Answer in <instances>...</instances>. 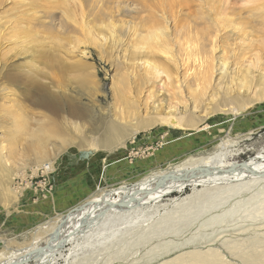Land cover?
Segmentation results:
<instances>
[{"label": "rangeland", "instance_id": "obj_1", "mask_svg": "<svg viewBox=\"0 0 264 264\" xmlns=\"http://www.w3.org/2000/svg\"><path fill=\"white\" fill-rule=\"evenodd\" d=\"M0 1V16L3 15L0 17V74L9 67L11 75L14 74L11 81H5L0 76V258L7 243L11 246L26 245L32 240L38 226L98 192L120 184H132L153 172L205 155L227 138L230 140L228 143L233 145L230 149L235 153L229 157L230 161L242 162L259 153L264 154V97L258 89L263 85L259 75H264V0L204 2V16H208L212 22L204 25L213 26L211 33L215 32L218 24L221 28L218 40H212L217 46L214 54L223 58L226 54L233 55L235 50L241 76L248 69L254 82L250 89L238 90L242 100L234 106L233 111L229 107H221L214 113L208 112L212 108L209 100L213 92H207L202 106L191 113L192 118H187L192 123L185 128H173L166 122L153 119L151 122L144 120L150 119L149 115H154L155 110L163 117L168 113L177 115L184 109L183 104H177V111L167 106L169 101L167 92L163 90V75L153 87H148L149 92L153 90L155 93L154 98H147L149 92L146 88L137 94L139 97H136L137 105L134 106L138 108L127 111L122 100H119L121 93L118 92V85L112 87L120 79L117 62L113 64L110 60L98 58L97 48L93 44L85 48L89 55L85 61L92 74L87 79L90 83L83 78L80 81L78 77V80L70 78V83L68 81L58 86L50 81L51 74L35 75L36 67H42L49 73L51 69L31 60L29 54L19 53L21 40L30 44L33 38L25 36L20 39V35L17 34V37L11 32V26L16 28L22 24L14 23L18 8H24L31 16L41 18L43 23L47 24L50 19L40 8L16 7V4H28L32 0ZM94 1L101 3L100 0ZM116 1L110 0L109 5L104 4L107 10H111L106 12L118 18L122 6L130 10L137 7L131 0H123L124 3L117 1L121 5ZM114 2L120 6L116 4L117 9L108 8ZM10 10L16 11L13 13ZM61 15V12H57L52 19L55 30H61ZM116 21L118 26L119 22ZM25 24L30 25L26 22L22 25ZM38 33V40H48L50 35H54L47 32L44 35L42 31ZM109 33L105 31L102 34L109 38L107 42L110 44L113 38ZM80 47L79 50L73 49L72 55L65 54L63 49L60 53L68 60L81 59L84 45ZM117 55L119 57V52H115L111 58ZM233 59L230 57L229 62ZM136 69L139 70L138 65ZM25 70L28 76L34 72L40 85H46L54 95H60V102H57L59 111L43 103L42 87L36 89L38 84L24 82L20 78L22 76L16 74H26ZM143 71L144 68H140L139 72ZM224 80L219 82L223 83ZM60 104L64 108L61 109ZM70 106L76 109L70 112ZM138 111L140 113L136 115ZM125 113L128 114L127 120L123 118ZM45 116L46 119H42ZM147 123L150 125L145 126ZM87 150L91 154L78 159V153ZM213 185L207 186L209 194L206 193L205 197L204 194L196 195L198 193L188 187L156 203H149L134 222L111 219L105 225H95L85 236L66 244L56 264H264V211H261V216L253 215L255 219L242 213L244 207L249 209L264 198V194L260 196L258 192L263 184L249 192L242 190L222 195L214 191L221 185ZM255 192H258V196L248 202L253 204L247 205L244 200ZM188 195L190 199H184ZM203 202L211 204L204 210ZM234 206H237L238 214L245 217L225 214Z\"/></svg>", "mask_w": 264, "mask_h": 264}, {"label": "bare ground", "instance_id": "obj_2", "mask_svg": "<svg viewBox=\"0 0 264 264\" xmlns=\"http://www.w3.org/2000/svg\"><path fill=\"white\" fill-rule=\"evenodd\" d=\"M100 1L101 3H96L94 0H44L43 2L42 0H32L28 4L19 3L17 5L15 3L16 7L22 6L25 7V9L40 8L44 10L50 19L46 24L40 21L41 18L38 19L39 17L36 18L28 14L24 8L22 9L23 11L19 8L17 9L19 11L10 10V12L12 11L14 13V11H16V13H18L14 17L16 20L14 23L16 22V25L21 23L24 24L25 22L30 23L28 26H26V24H21L16 28H12V26L9 25L12 29L11 32L20 35V39H24L25 36H28L29 39L33 38V41H31L33 44H28L25 40H21L22 45L20 46L19 53L29 54L32 58L31 60L44 64L47 68L51 69L49 73L44 71L42 67L39 68L35 66V75L51 74L50 81L58 86L59 84L62 85L64 82L69 81L68 83H70L72 79L78 80V77L80 81L83 78V80L85 79L89 82L87 79L92 77V74L89 71L88 63L85 61L89 57L85 48L93 44L94 48H97L98 58L101 60H110L113 64L117 62L116 69L118 72H121V74L118 82L115 81L112 87L115 88V84L116 86L118 85V92L121 93L119 95V100H122L124 108L127 111H135L133 107L135 108L136 106L134 105H137L135 101H137L136 97H139V95H137L138 93L142 92L144 89L146 90V88L148 89L151 85L153 87L155 81L159 77L161 78L162 75L164 76L163 90L167 92V101H169L167 102V106L177 111V104H183L184 109L181 110V113L177 112V115H170V113H168L163 117L155 110L154 115H149L150 119L144 118V120L147 119L150 121L153 119L156 121H163L173 128H185L190 126L192 122L188 121L192 118L191 113H194L195 109H199L198 107L204 103V96L207 92H213L209 100V103H212V108L208 112L214 113V110H218L221 107H229V110L233 111L234 106L242 100L238 90L241 88L245 90L250 89L254 77L250 75L251 72H249L250 70L248 69L245 70L246 72L242 70L243 74L241 76L239 70L240 66L236 61L237 58L235 55L237 52L235 53V50L232 52L233 55L228 56V54H226L223 58H219V56L214 54L217 46L212 40L218 38V35H220L218 32L221 31V28L217 20L215 22L218 24V27L214 28L215 32H212L216 34L211 33L213 29L210 28H213V26H205L206 23H212L208 16H204V2L207 4L208 0H131L137 7L133 5V3L132 5L136 8L134 9L132 6L133 10L131 9V11L127 7L122 6L120 10L121 16L118 15L120 16L119 18L114 14L107 13L111 10L106 9L107 7L104 2L108 4L110 0ZM213 1H211V3ZM116 2H114L115 5H113V3L111 4L113 6L110 5L108 8H116L120 3L117 2V4ZM197 7H199V11H197ZM183 10H186V12H182ZM57 12L62 13L59 25L61 30H55L53 29L54 26H52V19L57 15ZM8 13L9 12L6 14ZM116 13L118 14L119 11ZM6 14L4 16H6ZM12 15L14 16V14ZM8 20L10 21V19ZM114 20L119 22L118 26V23L116 24ZM5 21H7V19ZM13 29H16V31H13ZM41 31L42 33H54V35H50L49 38L47 37L48 40H38L37 33ZM105 31H109L111 33L109 34L112 35L111 37L113 39L111 38L112 42L110 44L107 42L109 38H106V36L102 34ZM30 32L34 34H29ZM237 34L238 33H234V35ZM18 35L17 37H19ZM44 35L46 34L44 33ZM4 36H6V34ZM72 38L75 41L72 40ZM149 40H151V42ZM64 41L70 46H65ZM86 43H88V45H86ZM80 45H84L83 52L81 51V59L68 60L63 56L64 54L62 55V53H60L61 49H63L62 52H65L67 55H72L74 53L73 49L79 50L81 48ZM70 47L71 49H69ZM225 51L227 50L225 49ZM115 52H119V57L117 55L111 58ZM2 57V59L5 58L4 55ZM230 57L234 58L230 61L231 63L229 62ZM232 62H234V64ZM134 65H138L139 70L140 68H144L143 73L139 72ZM232 66H234V68ZM9 68L7 71L0 74L2 78H5V81H8L7 79L10 78L12 79V76H14V74L11 75L12 72H9ZM32 71L33 69L31 72ZM34 72L32 76L30 75L31 77L28 76L27 71L26 74H22V72H17L16 74L19 73L22 76L20 77L21 80L24 82L31 83V85L38 84L39 86L37 85L38 87H36V89L42 87L40 92H42L43 103L46 107L48 106L49 108L59 111L58 103L60 102V95L58 97L56 94L54 95L50 92L46 88V85H40V83L36 81ZM261 75H259V77H262L260 79L262 83H260L263 85L258 89L262 92V94H260L264 97V75ZM217 76L218 78H216ZM33 77L35 78L33 79ZM11 79L9 81H11ZM221 79H225L223 83L219 82ZM80 81H78V83H80ZM84 83L85 81L81 82L82 85ZM154 94L152 90L148 93L147 98H154ZM218 95L220 96L218 97ZM127 98H129V101L131 99L133 100H131V104ZM134 98L136 99L134 100ZM187 100L189 101V105L187 104L188 106L186 105ZM144 101H146V99ZM147 104L149 103L147 102ZM60 108L62 109L64 107H61L60 104ZM66 109L69 110V107ZM75 109V107L70 106V112H73ZM137 113L140 112H136V115ZM125 115L123 118L127 120L128 114ZM42 119L45 120L46 116L45 118L42 117ZM144 125L147 126L150 125V123ZM229 141L228 138L222 140L217 147H215V150L205 155L192 157L182 163L171 166L169 169L153 172L132 184H120L114 188L104 189L98 192V194L87 198L85 201L68 209L56 218L38 226L32 237V240H34L29 241L26 245L11 246L7 243L6 250L0 258V264H56L60 260L64 246L77 237L85 236L89 232V229H92L95 225H105L111 219L134 222L135 219L140 217V212L147 204L156 203L162 198L173 193L181 192L188 187L193 188V191L198 193L196 195L204 194L203 196L205 197L207 195L206 193H208L207 186L213 187L215 186L213 184L221 185L215 188L217 190H214L221 195L226 193H239L242 190L243 192H249L259 184H263V186L259 188L263 193H260L258 190L259 194H261L260 196H262V194H264V154L259 153L255 157L248 158L242 162L230 161L229 157L235 153L230 149L233 145L228 143ZM196 187H202L204 189L200 190ZM258 192L249 195L245 200L243 198L244 202L247 205L253 204L248 202L254 199ZM184 199H190L189 195ZM256 199L257 198H255V201ZM263 199L264 198L254 203V206L248 207L249 209H245L244 207L243 210L240 208L242 209V213L246 214L245 216L248 218L251 217V219H255L252 218L255 214L261 216L264 211ZM210 204L211 203H205L204 210L208 208ZM236 204L237 203H235V205ZM239 204H242V202ZM236 207L237 206H234L226 211L225 214H238ZM238 215L240 217H245L244 215ZM216 217L217 216H214L213 218ZM210 219H212V217ZM218 257L219 256H217V259Z\"/></svg>", "mask_w": 264, "mask_h": 264}, {"label": "water", "instance_id": "obj_3", "mask_svg": "<svg viewBox=\"0 0 264 264\" xmlns=\"http://www.w3.org/2000/svg\"><path fill=\"white\" fill-rule=\"evenodd\" d=\"M91 154V151H80L78 153V159L87 158Z\"/></svg>", "mask_w": 264, "mask_h": 264}]
</instances>
